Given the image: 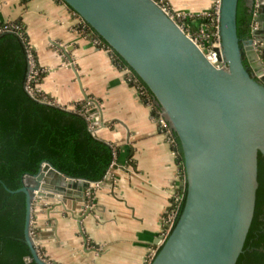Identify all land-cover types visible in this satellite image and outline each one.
Here are the masks:
<instances>
[{"label":"water","instance_id":"95a60500","mask_svg":"<svg viewBox=\"0 0 264 264\" xmlns=\"http://www.w3.org/2000/svg\"><path fill=\"white\" fill-rule=\"evenodd\" d=\"M64 1L147 84L184 158V194L149 264H236L255 213L259 152L264 155V66L253 45V37L259 39L264 54V0H252L257 27L247 38L237 31L239 0H220L224 67L213 64L156 0ZM27 59L26 78L28 53ZM83 91L85 99L98 103ZM22 178L15 190L26 193V241L36 262L56 264L40 254L31 235L34 199L57 198L82 230L81 220L91 211L87 189L99 179L68 174L47 158ZM78 206L82 211L76 214ZM83 237L87 240L84 232Z\"/></svg>","mask_w":264,"mask_h":264},{"label":"crops","instance_id":"0c3cea01","mask_svg":"<svg viewBox=\"0 0 264 264\" xmlns=\"http://www.w3.org/2000/svg\"><path fill=\"white\" fill-rule=\"evenodd\" d=\"M167 1L192 14L185 25L196 31L215 0ZM246 3L250 7L252 0ZM13 21L20 22L42 70L39 89L62 106L83 102L93 134L118 147L116 164L87 189L91 211L81 220L82 230L73 213L54 202L57 198L34 199L40 247L57 264H147L162 243L163 215L179 175L172 143L127 71L82 29L80 15L68 3L0 0V23ZM83 90L98 103L85 99ZM81 211L78 206L75 213Z\"/></svg>","mask_w":264,"mask_h":264},{"label":"trees","instance_id":"16d2710c","mask_svg":"<svg viewBox=\"0 0 264 264\" xmlns=\"http://www.w3.org/2000/svg\"><path fill=\"white\" fill-rule=\"evenodd\" d=\"M252 21L253 12L246 0H239L237 31L241 38L251 35ZM84 23L87 31H91L95 38L110 48L113 59L119 66L131 69L133 82L141 85L146 94L153 99L152 91L127 61L89 23L85 20ZM1 32L3 33L0 34V264H39L32 256L31 247L24 233L26 193L15 190L24 184L23 172H37L41 161L47 158L68 174L100 180L107 174L115 152L118 154V147L93 134L89 126L90 113L83 102L76 103L80 110L68 109L57 103L40 101L30 95L26 87L27 35L18 21L0 23ZM42 94L44 95L43 92ZM154 105L160 107L155 103ZM97 138L112 146L113 158L111 146ZM173 148L179 173L183 178L184 158L175 137ZM258 168L259 187L255 213L244 249L236 264H264V155L261 152L258 155ZM184 187L179 183L177 189L184 194ZM181 200L178 201L179 206ZM31 229L39 233L40 229L34 219L31 221ZM38 250L47 258L41 247Z\"/></svg>","mask_w":264,"mask_h":264},{"label":"built area","instance_id":"2783aa9c","mask_svg":"<svg viewBox=\"0 0 264 264\" xmlns=\"http://www.w3.org/2000/svg\"><path fill=\"white\" fill-rule=\"evenodd\" d=\"M156 1L158 3H160V5L167 11V13L171 17H173L181 26H183L184 28L186 27L184 19L186 16L191 17L192 14L184 13L183 11L173 9V7L168 3L167 0H156ZM219 7H220V0H215L214 5L212 6V8L210 10H207V11L202 13V15L204 17L203 18L204 21L198 30L199 32L196 34H192L191 32H189V33L193 37V39L198 43V45L203 50L204 49L206 50L205 54H206L207 58L213 64H215L217 67H224V66H226V61L222 55L221 36H220V31H219V9H220ZM254 14H256V8L253 11V15ZM81 23H82V26H81L82 29L87 34L91 35L99 45L106 47V45H104L99 39L95 38L94 35L91 34L92 33L91 31H87L86 24L84 23V20L82 17H81ZM256 27H257V22L253 19L252 24H251V30L253 28H256ZM253 45H254L255 50L258 52L260 60L264 66V54L261 55L262 54V48H261L262 42L259 39L253 37ZM108 49H110V48H108ZM27 53H28V57H29V61H30V67H29V72H28V76H27L26 87H27L29 93L35 97H38L40 100L47 101L49 103H55V101H53L51 98H49L46 94L43 95L42 91L39 89L38 82H39V76L42 73V70L39 67V65L37 64L36 59H35V53L29 44H27ZM123 68L127 71L128 80L136 86L140 97L151 105L153 119L158 123L159 128L162 130L163 133H165V135L167 136V139L173 145L174 137H173V134H172L169 126L167 125V123L163 117L164 114H163L162 109L160 107H155L154 98L152 99V97L149 94H146L145 90L143 89V87L141 85H139L136 82H133L134 77H133V73H132L131 69L127 66L123 67ZM64 107H66L68 109H78L76 104H72V105H70V107H68V106H64ZM78 110H80V109H78ZM88 118L90 119V125H89L90 129L93 132L95 130V127L91 123V114L88 115ZM116 158H117V155L115 152V157L113 158V160L111 162L110 168L116 164ZM109 171H110V169L108 170V172ZM180 175L181 174L179 173V175L177 176V180L175 182H173V184H172L171 201L169 203V207L167 208V210L165 211V214L163 215V231H162V239L163 240L166 238V236H167V234H168V232H169V230H170V228L174 222L175 216H176L178 208H179L178 201H180V199H182V197H183V194L180 193L177 189L179 182L182 179H184V177L181 178ZM97 183H99V181H97ZM175 201H177V203ZM31 235L35 241V245L37 246V248H39L40 247V241H39L38 233L35 232V230L31 229ZM156 251L157 250H154L151 252V254L149 255V257L147 259V264H149L150 261L153 259Z\"/></svg>","mask_w":264,"mask_h":264},{"label":"rangeland","instance_id":"374dc122","mask_svg":"<svg viewBox=\"0 0 264 264\" xmlns=\"http://www.w3.org/2000/svg\"><path fill=\"white\" fill-rule=\"evenodd\" d=\"M213 5H214V3H213ZM184 13H187V12H184ZM187 18H188V16H186L184 20L186 21ZM186 23H187V22H186ZM186 23H185V24H186ZM185 28H186V30H188V32H191L192 34H196V33L199 32V31H198L199 28H198L196 31H194V30L190 31L187 27H185Z\"/></svg>","mask_w":264,"mask_h":264}]
</instances>
